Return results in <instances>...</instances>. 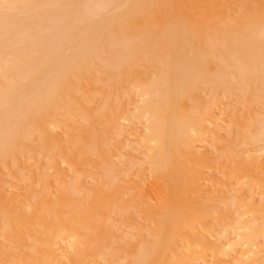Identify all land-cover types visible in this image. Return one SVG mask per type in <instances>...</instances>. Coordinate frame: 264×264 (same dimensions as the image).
<instances>
[{"label":"bare ground","instance_id":"bare-ground-1","mask_svg":"<svg viewBox=\"0 0 264 264\" xmlns=\"http://www.w3.org/2000/svg\"><path fill=\"white\" fill-rule=\"evenodd\" d=\"M91 1L93 0H0V58L3 59L2 62L0 61V264H108V262H112V259L110 260L109 258L108 261V258L106 259L108 253H106L104 254V258L107 261H105L102 255L103 252L108 251L110 254L114 251L116 254L113 253L112 255H117L120 258L124 256L125 251H127L126 253L128 255L132 254L131 257L137 255L136 260L134 259L135 256L132 259V262L135 260V264H166L167 262V264H192L197 261L208 264L211 263L209 261V258L212 257L209 255L211 252L216 264H221L219 258L221 257L223 259V256H221L222 253H224L227 259L230 258L232 260L230 255L235 251L237 245L234 246L235 244L228 242V240L227 243L219 242L218 245H213L214 243L213 241L211 243V239L209 241V238L218 229L217 225L212 223L213 225L210 226L208 224L212 219V213H214L215 209L214 204L217 198L216 196H210L212 194H209V190L207 191V186L214 180L215 174L213 172L217 165L215 166V162L212 160L214 157L213 154L215 155L216 152L212 153V151L207 150L210 148L204 147L209 138L212 139L211 141H213L215 146L223 141L221 139L226 133L223 130L226 129L225 127L232 113L230 112L231 110H227L226 106H229L228 102L227 105L225 104L226 106L223 103L222 106V104L212 102V100L211 103H207L208 100L206 101L203 98L205 92H202L201 86L203 84H206V86L224 85L228 90L227 94H231L232 100L229 103L233 104L232 101L235 100V104L238 105L237 110L234 108V117H231L233 123L229 122L228 124V127L231 124L229 127L231 130L234 125L235 127H239L240 130L242 128L245 130L248 115L252 119L254 118L250 121H255V115L252 116V113L256 111V105L259 106L258 109L262 107L264 110V107L260 106L261 104L259 105L264 98V74H261V85L257 90H247L244 92L240 89V92L236 88L239 85L241 86V84H250L253 75L256 76L258 74L260 76L259 74L261 72L264 73V10L262 12L260 11L261 8L264 9V1L165 0L168 2L171 1L167 5L164 0H135L134 7L138 9L139 6L141 8L143 7V10H146L149 16L160 9L164 13L163 15L166 16V13H169L172 9L171 7L174 8V12L170 11V13L174 14L171 22L169 24L167 22V25L163 24L164 26H161L157 30L154 28L153 30L155 31L152 33L145 29L150 33L148 35H143L141 32L144 31L141 29L142 25L139 26V22L144 19L145 15L141 20L136 19L137 13H141L142 10L141 12H135V14L133 12L134 8L133 11L132 8H129L133 13L130 14V11L127 9L129 14L123 13V16L121 13L122 10H119L121 20L118 21V7L117 10L114 8L117 14L111 17V21H113V17H116L114 19L116 22H109L111 25L105 24L107 29L104 25H100L102 31H100L101 27L98 26L99 28L96 30H90L92 32L84 33V30L87 29L86 27L83 32H80L77 27L79 22H82L83 19L89 16L91 17L93 14H102L103 11L105 12L106 7L109 9L113 7L114 3H117V0H99V3H91ZM118 1L122 2L121 0ZM109 2L113 5L108 4ZM127 2L126 4L131 6L134 1H129V4ZM137 2L139 3L137 4ZM126 4L124 3L122 5L123 7L119 6V9H124L127 6ZM164 4L167 6L171 4L172 6L167 7ZM161 5L167 7H164L166 13L163 11V7L161 8ZM252 6L260 9H254L256 12H252V9H250ZM128 7H125L124 11ZM158 7L159 9L156 10ZM168 8L171 9L169 10ZM233 9L236 10L235 15L239 14L237 12L238 10L242 11L240 12V14L242 13L241 18H237H240L243 24L246 21L244 23L242 17L244 19L247 18L248 20L245 19L247 20V26L243 24L240 27L235 26L236 24L237 26L240 25V21H237V19L236 22L238 23L235 22L237 15L234 16ZM228 10L232 12L230 13ZM160 11H157V13L159 12V16H163ZM156 14L152 15V17ZM76 15H80V18L76 17ZM147 16L146 18L149 17ZM167 16L162 18H167ZM196 17H202L200 20L203 18L206 20L199 21ZM150 18L147 20L150 25L153 24L152 22L157 21H153L154 18L149 20ZM162 18L160 17L159 21ZM181 18L188 20L185 27H182L184 22H182ZM195 18L198 21L195 22ZM209 19L211 22L208 21ZM166 20L168 19H164V21ZM100 22L102 24L103 21L100 20ZM105 22L108 23V21ZM121 22H123V25L127 23V26L125 25L126 27H123L120 24ZM233 22L236 24H233ZM228 23H231L230 25L233 24L234 27H230L227 30L225 26L224 28L226 30L223 32L222 26H228ZM217 25H221L222 28ZM138 26L141 31L138 30ZM81 27L83 28V26ZM103 27L105 28L104 32ZM216 28H220L223 35L221 32L218 34ZM88 30L86 31L88 32ZM107 30L109 33H107ZM209 30H212L210 31L212 33L215 31L213 36L210 34V37H215L211 38L212 41H208L210 38L207 40L204 38V35ZM105 33L110 34V38L108 35V37H105ZM38 34H42L44 40H38ZM63 34L67 35V43L62 45L60 42L59 45H56L59 42V36ZM219 37L222 38L219 39ZM190 38H194V45L197 44L195 46L198 47V43L203 45H201L202 47L199 46V51H197V47L191 46L193 39L190 41ZM191 51H197V53L194 52L195 57L192 56L195 59L193 60L191 58L194 62L191 59L192 62H189V57L192 55L190 54ZM68 52H70L68 56L71 58L69 59L67 56L68 61H66L62 58H65ZM212 58L213 61L218 62L217 70L214 68L216 64L213 66L210 63ZM64 60L65 62H63ZM156 61L159 64L161 62L160 67L156 64ZM155 64L157 65L156 67L154 66ZM151 67H158L159 72L153 68L155 72L153 73ZM147 68H150L152 72L149 69L147 70ZM56 70L58 71L57 75L51 79L49 77L45 79L47 73L55 72ZM60 70L61 72H59ZM115 71H118V77L123 82L127 80L126 78H131L129 82L128 80L125 81V84L122 82V84L126 85V90L129 91L128 95L134 93L135 90H140L138 91L141 94H139L140 99L143 98V101H139L143 104L141 103L142 105L135 106L136 108L134 109H137V112L139 110V113L135 117L137 119H143L141 121H144L145 124V128L142 129L144 134L141 132L142 130H139V134H143L140 136L142 137L140 141H143V144H141L147 148L146 150L148 152L146 151V154L148 153V155L145 160L140 161L141 169L139 174L131 176L137 179L132 182V191L136 193L132 200V203L135 204L133 208L136 209L133 215V221H138L137 217L139 216L147 226L150 224L149 226L152 227L151 229L149 227V232L146 229L150 233L153 241H151L152 239L148 241L147 238L148 236L150 237L148 233L144 235L145 237L142 236V239L140 238L141 240L138 239L140 241H135L134 237H129L128 232H126L127 235L121 236V233L117 232L118 229L116 226L110 223L109 219L106 220V217L110 215L109 206L116 203L123 196V188L118 183L119 180L112 176H103L100 172L103 167L101 165L102 161H98L96 158L99 155V160H104L108 155L105 146L106 148L108 145L110 146L111 141L112 144H116L122 136L120 127L113 129L106 128L109 125L108 120L111 121V118H114H110V115H106V111H103L110 106L108 104L109 101L107 103L108 105L98 102L102 100L99 98V92H102L100 89L105 87L101 86V83L103 84L106 80H109L110 83L113 80L111 75ZM147 71L153 74L147 76L145 74ZM99 74H103L104 78L107 79H103V77L102 79H97L96 76L98 77ZM108 77L111 79H108ZM106 83L107 81L104 84L106 85ZM127 86L131 88L129 89ZM97 93H99L97 97L99 98L97 99L98 101L94 97L98 95ZM223 93L225 94V92ZM224 94L220 96L223 100L225 98ZM122 95L124 96V91ZM82 97H85V99ZM104 98L106 99V97ZM211 99L214 98L212 97ZM194 100L201 106H199L200 108L198 107L199 110L197 108H193L196 111L192 109V106H198L197 104L192 105L195 103L193 102ZM105 101L107 102V100ZM139 102L138 105L140 104ZM96 103L98 106L95 105ZM101 104L104 105L105 108L102 106L104 109L101 108ZM217 105L219 110L220 106L223 107L220 113L216 111ZM76 106L79 108H76ZM98 108L102 109H100L101 114L98 113V110H94ZM77 109L81 114L77 112ZM102 111L104 112L103 114H106L101 118H104L105 122L108 123L104 127H101L103 126L101 123L104 120H101L99 117L102 115ZM93 112L94 114L100 115L98 117L95 115L94 117ZM88 113H90L89 118L94 117L95 119L97 117L100 119V121L97 118L95 119L97 123L93 120L96 128L91 125L93 122L92 119V122L90 124L88 123L90 121L86 118L89 115ZM113 115L115 118L117 117L115 114ZM68 117L73 118V120L78 117L79 120L77 118L74 120L75 124L77 120L84 122V125L82 124L83 126L87 123L86 126H90V133L92 134V129L95 128L94 130H98V127L100 130L102 128L103 131H106L107 135L111 132L112 134L110 135H113L112 137L116 139L108 140L104 136H100L104 132L101 133L99 130L97 131L99 132L97 134L99 137L97 136L94 143H90L89 141L94 139L92 134L87 133L90 139L92 137L91 140L87 138V135L80 133L82 136L78 137L74 134L81 131L83 133V129L88 132L89 128L88 130H86L87 128L82 129L80 126L82 122L80 124L78 122L79 125L76 124L75 127L79 126L81 129L72 128L71 131L70 128L74 124L71 127L69 126L70 128L68 127V125L73 123L69 122ZM80 117L83 119L81 120ZM106 117H108L107 120ZM116 119H119V117ZM249 119L251 118L249 117ZM97 120L100 124L98 126ZM67 121L68 124H66ZM64 126L71 131V134L67 132L68 130L66 131L64 129ZM60 129L64 130L62 131ZM34 134L40 135V137L39 135H35V138H38V141L41 140L39 141V145L41 146L36 142ZM71 135L76 137L75 139L74 137L72 138L74 141L71 139ZM132 135L134 134L132 133ZM64 136H67V138L71 136V141H69L70 139L66 140V137L65 140L71 143L73 142L72 145L74 147L76 146V151H74L75 149L72 145L74 150H71L72 148L70 146V151H67L68 149L65 148L64 143L68 147L67 144L69 142H65ZM228 136H230L229 133ZM81 137H83V140L85 138L86 141L84 140L83 142ZM77 138L81 139L83 143H79L80 140ZM101 138L105 141L108 140V143L101 141ZM29 141L34 142L35 145ZM85 142L88 143V147L84 144ZM95 143L98 144L95 145ZM101 143H103L104 147ZM99 144L105 150L101 148V154L97 150L100 147L98 146ZM77 146L81 148H79V151ZM95 146L98 147L95 148ZM83 147H86V150ZM203 147L207 149L202 150L201 148ZM28 149L33 153L36 150L38 151V149L43 150L42 152H45V155H39L42 154L40 150L39 153L37 151L35 153L39 155V158L44 156L47 162L51 161V165L47 163L50 166L48 172L53 169V173L56 174V178L55 176L54 178L49 176L46 179L47 185L44 188L45 191L39 197H36L32 193L33 190L28 188L26 186L27 183H25V179H27L24 178L27 176L25 175V171H29V175L31 172V174L35 175L36 169L33 166L37 165H34L32 161L30 162L32 158L27 157L28 153L25 154ZM95 151H97V155ZM67 152H72V155L71 153L67 154ZM208 152H211L212 157H210L212 159L209 157ZM91 153L92 156H90ZM57 155L61 156L58 157ZM25 156L30 160L27 158L25 160ZM49 156L52 159L50 161L48 160ZM88 156L95 157L94 167L89 165L92 162L91 159L94 158H90L88 161ZM56 157L62 158L58 160ZM82 157L89 164L85 160L84 162ZM258 157L253 156L249 158L248 167L251 170H262L263 166ZM55 159L60 161V163L69 164V169L76 171L75 177L83 172H86L83 175L87 174L88 171L90 175L92 173L91 166L97 173L93 171L95 174L90 175V177L84 175L86 178L84 180L82 179V182L79 179L82 175L77 176V181L79 179L81 183H79L81 185L79 188L75 186L60 190L63 183L57 180L58 176H63L65 167L63 168L64 165L62 166L58 161L55 163ZM140 159L142 160L143 158ZM16 161H21V164L23 163L27 167L26 169L22 165L21 168L23 169L24 167L25 169V171H22L24 173L21 170H14L15 166L18 169L20 168L19 165V167L17 166L20 162ZM97 162H100L98 163L99 165ZM88 165L89 170L86 171ZM85 166L86 168H84ZM83 168L85 171H82ZM225 169L224 176H231L230 173V175L226 174L228 170ZM4 171L12 173L11 176L15 181L9 176L10 173L6 174L7 172H5L14 184L17 183L16 185L12 184L11 187L13 185L14 187H18V181L21 183L23 181V186L25 187L22 186L23 190H21L20 183L21 188L19 187V192L17 191L20 193L19 195H13L15 193L10 194V189L7 186L11 184V181L6 185L7 183L5 182L9 178L7 179L6 175H4ZM38 171L37 173L39 174L40 172ZM215 171L217 172V170ZM45 172L41 173L43 174ZM37 173L35 178L40 176H37ZM144 174L146 177L143 176ZM22 176L24 177L22 178ZM62 178L65 181L66 178ZM82 178L84 177L82 176ZM88 178L90 179L88 180ZM146 178H150L153 181L148 182V180H145ZM95 181L100 182L99 185H93L91 183ZM55 192L56 194L53 196ZM82 194L87 196L82 197ZM246 196L248 198V195ZM154 198L157 204L153 205ZM153 199L154 201L151 202ZM115 212L118 211L115 210ZM248 219L246 221H249ZM253 221L250 220L247 222L244 227L242 226L243 228L241 226L240 228L237 227L240 230L243 229V232L248 230L247 233L244 232L246 233L245 237L243 236L245 243L242 246L249 245V249L239 257H233L234 264H249V261H251L249 257L254 253L253 251H256L257 245L259 247L262 246L259 244L262 243L260 242L261 240L258 241L261 230L255 228V221ZM243 222H240V224H243ZM240 224L236 223V225ZM232 227L236 226L233 225ZM144 238L147 239V242H145L146 240ZM143 240L144 242L141 243ZM113 243L114 245H111ZM134 246L136 248L137 246H144L143 252L140 251V253L138 252V254L133 255L135 251L141 250L135 249ZM120 249L124 253L118 256L117 251H121ZM127 254L125 255L126 257L128 256ZM166 256H169L170 259L168 260L169 257ZM217 256H219L218 259ZM123 258L118 259L125 263V258L124 260ZM118 264L122 263L119 262Z\"/></svg>","mask_w":264,"mask_h":264},{"label":"rangeland","instance_id":"rangeland-1","mask_svg":"<svg viewBox=\"0 0 264 264\" xmlns=\"http://www.w3.org/2000/svg\"><path fill=\"white\" fill-rule=\"evenodd\" d=\"M90 1V0H89ZM114 1H116V0H114ZM122 2H120V1H118L117 0V3H114V2H112V3H114V5L116 6H114L113 4V7H111L112 5L110 4V2L108 3V4H110L111 6V8H107L106 7V9H108V10H106L105 9V12L103 11H101L102 12V14L100 13V14H93V15H95V16H89L88 18H86V19H83V21L82 22H79L78 23V25H77V27H78V29H79V31L81 32H83V30L85 29V27L87 28V29H85L84 31V33H89V32H92V31H94V30H96L97 28H99L98 26H102V25H104V27L106 28L107 26L106 25H108V24H110L111 25V23H109V22H116V20H114V19H116V17L114 18L113 17V21H111V17H112V15L114 16L115 14H117V20L118 21H120L121 19H120V17L119 16H121V14H120V12H119V10H122L121 11V13H122V16L124 15L123 13H125V14H127L128 13V10L130 11L129 13L130 14H132L133 12L135 13V12H137V11H140L141 12V10H142V12L141 13H137V16H136V19L137 20H141V19H143L142 17L144 16V19L143 20H141L139 23V26H141L142 28V30H144V31H146V30H149L150 31V33H152L153 31H155V30H153L154 28H156V30L158 29V28H160L161 26H164L163 24H165V25H167V22H168V24H169V22H171V20L174 18V14L173 13H170V11L172 12L173 10H174V8L173 7H171V8H168L169 10V13H166V10L164 9V7L165 6H167L168 5V3H171V1L170 2H168V1H165V3H167V5H161V8L163 7V11L166 13V16H167V14H168V16H167V18H162V17H166L165 15H163L164 13H162L160 10H157V9H159V7L158 8H156V10L157 11H160L161 13H162V15L163 16H159V12L157 13V11L155 12V13H152L151 14V16H149L148 15V13L146 12V10H143L144 8L142 7H140L139 6V9L137 8V7H134L135 5V0H132V1H134L133 3H132V5L131 6H133V7H131V6H129V5H127L126 4V2H127V0H126V2H125V0H121ZM124 1V2H123ZM129 1L131 2V0H128V4H129ZM264 1V0H263ZM96 2H100L99 0H93V1H91V3H96ZM124 3L127 5V6H125V7H128V8H126V10L124 11V9H125V7H124V9L122 8H120L119 9V6L120 7H123L122 5H124ZM139 2H137V4H138ZM163 3V2H162ZM131 4V3H130ZM171 4H169V6H170ZM109 6V5H108ZM137 6V5H136ZM169 6H167V7H169ZM172 6V5H171ZM117 7H118V12L117 11H114V8L117 10ZM167 7H165V8H167ZM132 8V11H133V8H134V11L133 12H131V10L130 9ZM136 8V9H135ZM264 8V7H263ZM128 9V10H127ZM235 9V8H234ZM233 9V10H234ZM250 9H252V12L253 11H255V10H259L257 7H255V6H252ZM255 9V10H254ZM264 9H260V11L262 12ZM127 11V12H126ZM229 11V10H228ZM236 10H234L233 11V13H234V16H236L235 15V12ZM260 11H257V12H260ZM117 12V13H116ZM174 12V11H173ZM230 13L232 12V11H229ZM228 12V13H229ZM239 14L236 16V19H235V17H234V19H235V22H236V20L238 19L237 17H240V16H242V13L240 14V12H242V11H240V10H238L237 11ZM250 12H251V10H250ZM256 12V11H255ZM254 12V13H255ZM128 13V14H129ZM146 13H147V15L149 16V17H151L149 20H152L153 18V21L154 20H157V21H154V22H152L153 24H151V25H155L154 27L153 26H151L150 24H149V22L147 21L148 20V16L146 15ZM157 13V14H156ZM105 14H106V17H105ZM136 14V13H135ZM154 14H156V15H158V16H153L152 17V15H154ZM98 15V16H97ZM102 15H104V16H102ZM161 15V14H160ZM171 15V16H170ZM141 16V18H139ZM146 16L148 17V18H146ZM243 16L245 17V15H244V13H243ZM76 17H78V18H80V15H76ZM103 17V19H101ZM105 17V18H104ZM156 17V18H155ZM159 17V19H157ZM160 17L162 18L161 19V21H159L160 20ZM169 17V18H168ZM173 17V18H172ZM119 18V19H118ZM172 18V19H171ZM197 19H199V21H201V20H206V19H201L200 20V18H202V17H196ZM195 18V22L196 21H198L197 19ZM241 18V17H240ZM239 18V19H240ZM105 19H107V20H105ZM164 19H168V20H166V21H164ZM237 20V21H240L239 23H240V25H238L237 26V24L236 23H238V22H236V23H234L233 22V24H236L235 26L236 27H240V26H242L241 24H243V22L241 23V19L240 20ZM244 18L242 17V21H244V23H245V21H246V23H247V18H245V19H247V20H243ZM100 20H102L103 22H102V24H101V22H100ZM170 20V21H169ZM181 20H182V22H184L183 23V26L182 27H185L186 25H187V23H188V20H186V18H181ZM105 21H108V23L107 22H105ZM209 22H211V20L209 19L208 20ZM214 21V20H213ZM233 21V20H232ZM84 22V23H83ZM99 22H100V24H99ZM105 22V23H104ZM142 22V23H141ZM155 22H158V23H155ZM165 22V23H164ZM82 23V24H81ZM104 23V24H103ZM123 22H121L120 24H122ZM151 23V22H150ZM155 23V24H154ZM215 23V22H214ZM246 23L245 24H243V25H246ZM106 24V25H105ZM229 25L227 26V25H223L222 27H221V25H217L218 27L220 26V28H222V30H223V32H224V30H226L224 27L226 26L227 27V30L228 29H230V27H234V25L232 26V25H230L231 23H228ZM119 25V24H118ZM117 25V27H119ZM126 26H127V23L125 24ZM125 25H123L122 24V26L123 27H126ZM152 27H150V26ZM159 25V26H158ZM81 26H83V28L81 27ZM100 26V27H101ZM138 26V30H140V27ZM149 26V27H148ZM157 26V27H156ZM247 26V25H246ZM103 27V32L105 31V28ZM143 27H144V29H143ZM109 28V27H108ZM120 28V27H119ZM148 28V29H147ZM149 28H151V29H149ZM220 28H216V29H214V30H216V31H218L217 33L219 34V32H221L220 31ZM81 29V30H80ZM89 29V30H88ZM93 29V30H92ZM107 29V28H106ZM146 29V30H145ZM219 29V30H218ZM86 30H88V32L86 31ZM90 30H92V31H90ZM121 30V29H120ZM100 31H102V27H101V30ZM108 31V30H107ZM106 31V32H107ZM111 31V30H110ZM141 31V30H140ZM144 31H141L142 33H143V35L144 34H146V35H148V31H146V33H144ZM207 31V30H206ZM210 31H212V30H209V32H207V33H209L208 35H207V33L204 35V38L207 40V39H209L208 41H212V39L211 38H215V37H212L213 36V33H215V31H213V33L212 32H210ZM107 33H109V31L107 32ZM149 33V34H150ZM217 33H216V35H217ZM210 34L212 35L211 37H210ZM221 34H222V32H221ZM234 34H236V33H234ZM109 36V38H110V34H106L105 33V37H108ZM215 34H214V36H216ZM223 35V34H222ZM221 35V36H222ZM237 35V34H236ZM235 35V36H236ZM218 37V36H217ZM216 37V38H217ZM224 37V36H223ZM40 38H43V39H40ZM195 38V37H194ZM194 38H190V41L193 39V43H191V46H195V45H197V44H195L194 45ZM220 38H222V37H219V39ZM218 39V38H217ZM38 40H40V41H42V40H44V37H43V35L42 34H38ZM64 40V41H63ZM66 41H68L67 40V35L66 34H63V35H61V36H59V42L58 43H56V45H59V43L61 42L62 43V45H65L67 42ZM196 41V40H195ZM196 43V42H195ZM198 43V42H197ZM209 43V42H208ZM202 44L201 43H198V47L197 46H195V48L196 49H198V48H200V47H202L201 46ZM200 46V47H199ZM205 46V45H204ZM206 46H208V45H206ZM193 49H194V47H193ZM200 49H198L197 51H199ZM197 51H194L195 53H197ZM212 51L213 52H215V50H213L212 49ZM211 51V52H212ZM193 51H191V53L190 54H192V55H190L191 57H189V62H192L195 58H193L192 56H194V52L192 53ZM68 55H70V52H68V53H66V56H65V58L63 57L62 59H65L66 61H68L67 60V56ZM189 56V55H188ZM69 57V56H68ZM195 57V56H194ZM71 57H69V59H70ZM188 58V57H187ZM186 58V59H187ZM193 60H192V59ZM1 59V58H0ZM192 61H191V60ZM2 60L3 59H1L0 61L2 62ZM65 60L63 61V62H65ZM188 60V59H187ZM214 60H215V58H214ZM70 61V60H69ZM0 62V63H1ZM158 61H156V64H158V66L160 67V65H161V62H160V64L159 63H157ZM189 62H188V64H189ZM194 62V61H193ZM155 63V62H154ZM153 63V64H154ZM211 64H213V66H215L214 64H216V66L214 67L215 68V70H217L218 69V67H217V61H213V58H212V60H211V62H210ZM154 65L155 67L157 66V65ZM192 64V63H191ZM190 64V65H191ZM189 65V66H190ZM153 66V65H152ZM149 67H150V65H149ZM155 67H153L154 68V70H156L157 68H155ZM153 68L151 67V69H152V71H153ZM149 69V71H151V69L150 68H147V70ZM158 70V69H157ZM156 70V71H157ZM151 71V72H152ZM59 72H61V70L59 71ZM157 72H159V70L157 71ZM51 73H53V74H51ZM51 73H47L46 75H45V79L46 78H52V77H54L55 75H57L58 74V71L56 70L55 72H51ZM118 71L116 72H113V75H111L112 77V81H110V83H109V80H106L107 81V83H108V85H107V83H106V85L103 83H101V86H105V87H102V89H100L102 92H99L100 93V96H99V93H97L98 95L97 96H94V97H96L95 98V100H97V99H99L100 98V100L102 99V100H104L103 102H101V101H98V102H100V103H102V104H107L108 103V101H109V105L110 106H108V108H105L104 107V105H102L101 104V108H102V106L105 108V110H103V111H106V115H110V118L111 117H114L115 118V116L113 115V114H115L117 117H119V119H112L111 118V121H109L108 120V122H109V125L108 126H106V128L108 127V128H116V127H120V129L122 130V136L119 138V140L117 141V143L115 144V143H113L112 144V141L110 142L111 143V145L109 146L108 144H106V145H108L107 146V148H106V146H105V150L107 149V153H108V155H107V157L104 159V160H99L100 159V157H99V155L98 156H96V158L98 159V161H102V163H101V165L103 166L102 167V171H100L101 172V174L103 175V176H105V175H107V176H112V177H115L116 179H118L119 181H118V183L122 186V188H123V196H122V198L120 199V200H118L116 203H114V204H111L110 206H109V208H110V215H109V217H106V220H108L109 219V221H110V223H112L113 225H115L116 226V228L118 229L117 230V232H119V233H121V236H125V234L127 235V233L126 232H128V235H129V237L131 236V237H134L135 238V241L137 240V241H140L142 238V236H144L145 234H147L148 232H149V230L151 229V227L152 226H147V224L144 222V221H142L140 218H139V216L137 217L138 219V221H133V215H134V213L136 212V209L135 208H133L134 206H135V204L134 203H132L133 201V199H134V196H135V191H132V189H133V185H132V182H134V181H136L137 179L134 177H131V176H133L134 174H139V171H140V169H141V167H140V165H141V163H140V161H143V160H145V158H146V156L148 155V153L146 154V147H145V145H142L143 144V141H140V139L142 140V137H140L141 135H143L144 134V131L142 130V129H144L145 128V124H144V121H141V120H143V119H137L135 116H137V113H139V110H138V112H137V109L135 110L134 108H136L137 106H140V105H142L139 101H143L142 99L143 98H141L140 99V96H139V94H140V92H138V91H140V90H135V91H137V92H135L134 91V93H131L130 95H128L129 94V91L128 90H126V85H124L125 84V81H127L128 80V82H129V80L131 79V78H126L127 80H125L124 82L123 81H121L122 79H119V77H118ZM153 73H155L154 71H153ZM152 73V74H153ZM101 74V73H100ZM99 74V76L97 77L96 76V78L97 79H102V77H103V79H107V78H104V76H103V74L102 75H100ZM143 74H144V72H143ZM147 76L148 75H152L150 72L148 73V71H147V73H145ZM144 74V75H145ZM264 74L263 72H261L259 75L260 76H258V74H256V76L255 75H253V79H252V81H251V83L250 84H248V85H246V84H241V86L239 85V87H236V88H238V90L240 91V89L242 90V91H244V92H246L247 90H249V91H253V90H257V88H259V86L261 85V78H262V75ZM48 75V76H47ZM50 75V76H49ZM52 75V76H51ZM120 76V75H119ZM258 76V77H257ZM129 77V76H128ZM255 77V78H254ZM257 77V78H256ZM110 77H108V79H109ZM110 78V79H111ZM121 78V77H120ZM151 78V77H150ZM256 81V82H255ZM258 81V82H257ZM122 82L124 83V84H122ZM127 82V83H128ZM255 82V83H254ZM113 83V84H112ZM117 83V84H116ZM253 83V84H252ZM121 84V85H120ZM113 85H115V86H113ZM118 85V86H117ZM252 85V86H251ZM100 86V85H99ZM107 86H109V87H107ZM122 86V87H121ZM128 86H130V84H128ZM127 86V87H128ZM255 86V87H254ZM112 87H114V88H112ZM120 87V88H119ZM217 87V88H216ZM222 87V88H221ZM223 87H224V85H222V86H217V85H207L206 86V84L204 85H202L201 86V89L203 90L202 92H205L204 94H205V96L203 97V98H205V100L207 101L208 100V102L207 103H211V100H212V102L214 101V102H217V104H224V106H226L227 105V102H228V105L229 106H226L227 107V110L228 111H230L231 113H229V114H231L232 116L231 117H234V111H235V109L237 110V107H238V105L237 104H235V100L234 101H232V103L233 104H230L231 103V100H232V96H230L229 94H227V89L224 87V89H223ZM252 87V88H251ZM101 88V87H100ZM103 88H104V90H103ZM124 88H125V90H124ZM129 89L131 88V87H128ZM220 88V89H219ZM122 89V90H121ZM208 89V90H207ZM107 92H106V91ZM122 92H121V91ZM225 92V94L222 92ZM123 91H124V96L122 95L123 94ZM131 91V90H130ZM236 91V90H235ZM104 92V93H103ZM218 92H220L219 93V96H218ZM241 92V91H240ZM102 93V94H101ZM142 93V92H141ZM235 93V92H234ZM237 93V92H236ZM248 93V92H247ZM257 93V92H256ZM104 94H106V95H104ZM108 94V95H107ZM222 94H224V96H225V98H224V100L220 97ZM141 95V94H140ZM216 95V96H215ZM81 96V95H80ZM99 96V98H97ZM103 96V97H102ZM224 96H222V97H224ZM104 97H106V99L104 98ZM214 98V99H211V98ZM217 97V98H216ZM228 97V98H227ZM256 97V96H255ZM83 98V97H82ZM110 98V99H109ZM219 98H221V99H219ZM252 98H253V96H252ZM83 99H85V97L83 98ZM140 99V100H139ZM229 99H230V101H229ZM255 99H257V98H255ZM105 100H107V102L105 101ZM221 100V101H220ZM224 102H226V103H224ZM97 101H95V102H97ZM189 101V100H188ZM190 101H192V100H190ZM261 101V100H260ZM259 101V102H260ZM264 98L262 99V101H261V103H259V105L260 106H263L264 107V105H262V104H264ZM94 102V103H95ZM97 102V103H98ZM106 102V103H105ZM138 102L140 103L139 105H138ZM193 102H195V103H193ZM193 102H191V103H193L192 105H194V104H197L198 102L197 101H193ZM230 102V103H229ZM94 103H93V105H94ZM95 104V105H97L98 106V104ZM107 104V105H108ZM188 104H190V103H188ZM223 104H222V106H223ZM226 104V105H225ZM198 106H196V105H194V106H192V109L194 108V109H196L197 108V110H199L198 109V107L200 106L199 104H197ZM232 105V106H231ZM136 106V107H135ZM189 106H191V105H189ZM222 106H220V110H219V108H218V105H217V107H216V111L218 112V113H220L222 110H221V108H223ZM235 106V107H234ZM201 107V106H200ZM199 107V108H200ZM257 107V108H256ZM256 107H255V112H253L251 115L252 116H254L256 119H255V121H250V120H253L252 119V117L251 116H249L251 119H249L248 120V116H247V123H245L246 124V129L245 130H243V128H242V130H240L239 129V127H235V125L233 126V124H232V126H233V128H232V130H231V128H229L230 127V125H229V127H228V124H229V122H231V123H233V121L231 120V117H229V119L230 120H228V124L226 125V129L225 130H223L224 132H226L225 133V135H224V137H222V139L221 140H223L222 142H220V143H218L216 146H215V144L213 143V141H211L212 139L211 138H209L208 139V141L205 143V145H204V147H208V148H210V149H207V148H201L202 150L204 149H207V150H210V151H212V153H215V155L213 154V156L215 157H213V159L211 158L212 157V154H210L211 152H208V155H209V157L212 159V160H214V162H215V170H217V172L214 170V174H215V177H214V180H213V182H211L208 186H207V191L209 190V192H207V193H209V194H212V195H210V196H213V197H215L216 196V203L214 204V213H212V219L209 221L210 223H208V224H210V226H212L213 224H215V225H217L218 226V229H216L215 230V234L213 235V236H211V238H209V241H210V239H211V243H212V241H213V245H218V243L220 242V243H223V242H225V243H227V240H228V242H230V243H233V244H235L234 246H236V249H235V251L230 255V257L232 258V260L229 258V259H227L226 258V256H224V253H222V255L221 254H219V255H221V256H223L222 258L223 259H221V257L219 258V256H217V259L219 258L220 259V261H221V264H234L233 263V257H239L241 254H243V253H245L249 248H248V246L249 245H247V246H245V247H243L242 245H244V243H245V234L248 232V230H246V231H244V232H246V233H244L242 230V228L244 227V225L247 223V222H249L250 220H254L255 221V228H257V229H259V230H261V232H260V236H259V240L258 241H260V242H262V243H259L258 241V243L260 244V245H262L261 247H259V245H257V249H256V251H253L254 253V255L252 254L249 258L251 259V261H249V264H264V110H263V108L262 107H260L259 109H258V105H256ZM76 108H79L78 106H76ZM76 108H74V109H76ZM96 108V107H95ZM101 108H98V109H94L95 111H97L98 110V113H100L101 114V111H100V109ZM104 108H102V109H104ZM189 108H191V107H189ZM235 108V109H234ZM101 109V110H102ZM191 109V110H192ZM193 109V110H194ZM78 110V109H77ZM107 110H108V112H107ZM258 110V111H257ZM94 111V112H95ZM102 111V115L101 116H99V115H97V114H94V112H93V115H94V117H95V115H97V117L99 116L100 117V119L101 120H104V118L102 119L101 117L102 116H105V114H103L104 112ZM194 111H196V110H194ZM227 111V112H228ZM78 113H80V111L78 110L77 111ZM112 114V116H111V114ZM255 113V114H254ZM257 113V114H256ZM81 114V113H80ZM80 114H78V115H80ZM89 114V115H88ZM87 115H88V117H86L87 119H89L90 121H88V123L90 124L93 120L95 121V123H97L96 122V118L94 119V117H90L89 118V116H90V113H88ZM93 115H91V116H93ZM134 115V116H133ZM81 116V115H80ZM82 117V116H81ZM81 117H80V119H81ZM109 117V116H108ZM108 117H106V120H107V118ZM71 118V117H70ZM69 117H68V119L70 120H68L70 123L71 122H73V123H69L70 125H68V127L70 126H72V124H74L73 125V127H69L70 129H71V131H72V128H78V129H81L79 126H76L75 127V125L77 124V125H79L80 124V122H82V121H78L79 119H78V117H76L78 120L76 121L77 123L75 124V122H74V120H76V118L73 120V118H71L72 119V121H71V119H70ZM86 118H84V119H86ZM109 118V119H110ZM83 119V118H82ZM81 119V120H82ZM86 119V120H87ZM91 119H92V121H91ZM99 121H100V119L99 118H97ZM137 119V120H136ZM85 120V121H86ZM97 120V121H98ZM68 121H67V123L66 124H68ZM94 121L92 122V124L91 125H93L95 128H96V126H95V124H94ZM99 121H98V124H97V126L98 125H100L99 124ZM78 122H79V124H78ZM251 122V123H250ZM86 123V122H85ZM101 123V122H100ZM144 125H143V124ZM84 125V122H82L81 123V127H82V129L83 128H87L86 130H88V128L90 127H88V126H86L87 125V123L85 124V126H83ZM88 124V125H89ZM103 126H101V127H104V125L105 124H108V123H106L105 122V120L104 121H102V123H101ZM119 124V125H118ZM111 125V126H110ZM247 125H249V126H247ZM254 126V128H253V126ZM113 126V127H112ZM65 128L64 129H66V126H64ZM92 127V126H91ZM122 127V128H121ZM248 127V128H247ZM95 128H93L92 129V131L91 132H93V134L92 133H90V129L91 128H89V130H88V132L87 131H85L84 129H83V133H82V131L81 132H79V133H74L76 136H82V135H87V133H90V134H92L93 135V137H94V139H92V137H91V139H92V141H89L90 143H94V140L97 138V136L99 137V135H97L99 132H97V131H99L100 130V128H98L97 127V129L98 130H94ZM235 128V129H234ZM64 129H60V130H64ZM105 129V128H104ZM119 129V128H118ZM254 129V130H253ZM59 130V129H58ZM57 130V131H58ZM68 129H66V131H67ZM137 130V131H136ZM139 130H142L141 132H143V134H139L140 133V131ZM228 130V131H227ZM231 130V131H230ZM247 130V131H246ZM70 130H68L67 132L69 133V134H71V131L69 132ZM73 131L75 132V130L73 129ZM107 131H108V129H107ZM109 131H110V129H109ZM237 131H239V133H237ZM253 131V132H252ZM66 132V133H67ZM76 132H78V130H76ZM86 134H85V133ZM96 132V133H95ZM100 132L102 133V132H104V134L102 135V134H100V136H104L106 139H108V140H112V139H114L112 136L113 135H110V134H112L111 132H110V134H108L107 135V133H106V131H103V129L101 128V130H100ZM245 132V133H244ZM67 133V134H68ZM80 133L82 134V135H80ZM109 133V132H108ZM123 133H125V134H123ZM132 133L134 134V135H132ZM228 133H229V135L230 136H228ZM231 133V134H230ZM63 134V133H62ZM67 134H65V135H67ZM73 134V133H72ZM73 134V135H74ZM78 134V135H77ZM95 134V135H94ZM138 134V135H137ZM224 134V133H223ZM247 134V135H246ZM35 135H39V134H34V138L36 137ZM73 135H71V136H69V138H67V136H64V140H65V137H66V140H68V139H70V137H71V139L74 137V139L76 138L75 136H73ZM91 135V136H92ZM106 135V136H105ZM110 135V136H109ZM88 137L87 138H89V135H87ZM227 136V137H226ZM235 136V137H234ZM241 136V137H240ZM39 137H40V135H39ZM133 139H132V138ZM226 137V138H225ZM245 137V138H244ZM83 137H81V139H82ZM232 138V139H231ZM247 138V139H246ZM36 139V138H35ZM40 139V138H39ZM71 139L69 140V141H71ZM78 140H80L79 141V143L81 142V143H83L84 142V140L86 141V139L84 138V140L82 139V141H81V139H79V138H77ZM90 138H89V140H91ZM102 139V138H101ZM116 139V138H115ZM231 139V140H230ZM29 140V139H28ZM65 140V142L67 143V142H69V141H66ZM73 140V139H72ZM77 140V141H78ZM108 140L107 141H105V140H101V141H104L105 143H108ZM230 140V141H229ZM34 141V140H33ZM39 141H41V140H39ZM39 141H38V138L36 139V142H38V145H39ZM74 141V140H73ZM256 141V142H255ZM29 142H31V141H29ZM35 142V143H36ZM76 142V141H75ZM74 142V143H75ZM88 142V141H87ZM88 142V143H89ZM96 142V141H95ZM31 143H33L34 144V142H31ZM40 143H42V142H40ZM71 142H69L67 145H68V147L66 146V144L64 143V145H65V148L66 149H68L67 151L69 152L70 151V149L72 148V146L74 147V145H72V143L70 144ZM78 143V142H77ZM88 143H84V144H86V146H87V144ZM109 143V144H110ZM142 143V144H141ZM223 143V144H222ZM29 144V143H28ZM33 144H32V146H33ZM37 144V143H36ZM98 143H95V145H97ZM102 144V146L104 147V145H103V143H101ZM35 145V144H34ZM37 145V146H38ZM72 145V146H71ZM76 145V144H75ZM78 145V144H77ZM82 145V144H81ZM80 145V146H81ZM39 146H41V145H39ZM70 146H71V148H70ZM80 146L78 147L77 146V149H78V151L81 149L80 148ZM92 146V145H91ZM90 146V147H91ZM94 146V145H93ZM98 146H100V144L98 145ZM98 146H95V148H97ZM213 146V147H212ZM76 147V146H75ZM74 147V149L72 148L71 150H74V151H76V148ZM88 147V146H87ZM90 147H89V149H90ZM212 147V148H211ZM225 147H227V148H225ZM237 147V148H236ZM39 148H41V147H39ZM70 148V149H69ZM80 148V149H79ZM85 150H86V147H83ZM92 149H93V147H91ZM101 146L99 147V149L97 148V150L98 151H100L99 153L101 154L102 152H101ZM223 148V149H222ZM224 148H225V150H224ZM91 149V150H92ZM212 149V150H211ZM39 150L40 149H38V151H37V153H39ZM96 150V149H95ZM102 150H104V148H102ZM104 150V151H105ZM144 150H145V152H144ZM32 151H34V150H32ZM36 151H34V153L33 152H30V150L28 149L26 152H25V154H27V157L28 158H32L31 160L30 159H28L26 156H25V160H26V158L28 159V160H30V162L32 161L33 163H34V165L35 164H37V165H35V166H33V168H35L34 170H35V172L37 173V171L38 170H40V171H38V172H40L39 174L37 173V176L38 175H40V176H38V178H35V175H36V173H35V175H33V174H31L30 173V175H29V171H25V169H24V167H26L25 165H23V163L21 164V161H16V162H20V163H15V164H17V166L19 165L20 166V168L22 167V165L24 166L23 167V169L21 168H16V166H15V168H14V170L16 169V170H18V171H20L21 170V172L24 170L25 171V175H27L26 177H24V176H22V178L24 177V178H27V179H25L26 180V182L25 183H27V184H29V185H27L26 184V186H28V188H30L31 190H33L32 191V193L36 196V197H39V195H42V193L45 191V186L47 185L46 184V179L50 176L51 178H54V176H55V178H56V174L55 173H53L54 171H53V169H51L50 170V172H48V170H49V168H50V166L49 165H51L50 164V160H52L51 158H50V156H49V158H48V160L50 161V162H47V159H44V156H41L42 158H39V155H45L46 153L44 152H42L43 150H40V152L42 153V154H37L36 155ZM74 151H72L73 153H74ZM77 151V152H78ZM94 151V150H93ZM30 152V153H29ZM67 152V154H70L71 153V155H72V152H70V153H68ZM76 152V153H77ZM97 151H95V153H96ZM148 152V151H147ZM79 153V152H78ZM95 153L93 152V154L95 155ZM30 154V155H29ZM32 154V155H31ZM75 154V153H74ZM98 153H96V155H97ZM246 154V155H245ZM29 155V156H28ZM48 156V155H47ZM46 156V157H47ZM58 157L59 156H61V155H57ZM90 156H92V153H91V155ZM90 156H88L89 158L87 159L88 161L90 160V158H94V159H91L92 160V162L89 164L88 163V161L87 160H85V159H83L84 157H82V159H83V161L85 160L86 161V163L87 164H89V165H92L93 166V164H94V162L96 161L95 160V157L93 156V157H90ZM253 156H259L258 157V159L260 160V162H261V164H262V166H263V168H262V170H260V171H254L255 169H252L251 170V168H249L248 166H249V158H251V157H253ZM45 157V158H46ZM58 157H56V158H58ZM219 157H220V159H219ZM237 157V158H236ZM60 158H62V157H60ZM60 158H58V160L60 159ZM85 158H87V156H85ZM140 158H143L142 160L140 159ZM23 159V160H24ZM35 159H36V161H35ZM43 159V160H42ZM228 160V161H226V160ZM21 160H22V158H21ZM24 160V161H25ZM45 160V161H44ZM57 159H55V163H57V161H58ZM231 160V161H230ZM62 161V160H61ZM84 161V162H85ZM29 162V163H30ZM54 162V161H53ZM234 162V163H233ZM240 162V163H239ZM247 162V163H246ZM32 163V164H33ZM39 163V164H38ZM47 163H49V165H47ZM58 163H60V161H58ZM98 163H100V162H97V164ZM21 164V165H20ZM31 164V163H30ZM44 166H43V165ZM46 164V165H45ZM54 164V163H53ZM60 164H62V166H63V168L65 167V171H63L64 173H63V176H61V177H59L58 176V180L57 181H60V182H62L63 184H62V186H61V189L60 190H62V189H69V188H73V187H77V188H79V187H81V183L80 182H82L81 180L83 179H85L86 177H90V175L92 176V174L94 175L95 173H93V171L94 172H96L95 171V169L93 170L92 168L95 166H91L90 168H91V172L92 173H90V175L88 174L89 173V171H88V173L87 174H84L83 175V173H86V172H83V173H81L80 175H82L84 178H82V176L81 177H79L78 175V177H79V179H80V182H79V179H78V181H77V176L75 177V175H76V171L74 170H70L69 168H70V166H69V164H67V163H65V164H63L62 162L60 163ZM59 164V165H60ZM87 164H85V165H87ZM96 164V163H95ZM96 164V165H97ZM228 164V165H227ZM89 165L87 166V168L89 167ZM99 165V164H98ZM97 165V166H98ZM243 165V166H242ZM18 166V167H19ZM41 168H40V167ZM61 166V165H60ZM67 166H68V168H67ZM223 167V168H222ZM62 168V167H61ZM84 168H86V166L84 167ZM83 168V170L82 171H85V169ZM86 168V171L87 170H89V168L87 169ZM96 169H98L97 167H95ZM226 168V169H225ZM26 169H27V167H26ZM38 169V170H37ZM220 169V170H219ZM224 169L225 170H228V171H226V174L227 175H230L231 174V176H229V177H227L226 175L224 176ZM64 170V169H63ZM100 170V169H99ZM239 170V171H238ZM44 171H46L45 173H41V172H44ZM81 171V172H82ZM5 172H7L6 174H9L10 172H8V171H4V175H6L5 174ZM228 172V173H227ZM20 173V172H19ZM22 173H24V172H22ZM27 173V174H26ZM34 173V172H33ZM97 173V172H96ZM230 173V174H229ZM45 174V176H43ZM100 174V175H101ZM12 175V173H10V177H11V179H13V177L11 176ZM41 175H42V177H41ZM53 175V176H52ZM142 175V174H141ZM135 176V175H134ZM144 177H146L145 176V174L143 175ZM5 177V176H4ZM6 177H7V175H6ZM42 179H40V178ZM62 177H65L66 179H65V181H64V179L62 178ZM138 177H140V176H138ZM148 177V176H147ZM9 177H7V179H8ZM61 178V180H59ZM76 178V179H75ZM96 178H97V176H96ZM37 179V181L35 182V180ZM44 179V180H43ZM90 178H88V180H89ZM53 180H55V179H53ZM97 180H98V178H97ZM145 180H148V182H152L153 180H151L150 178L148 179V178H146ZM11 180H10V178H9V180H7L5 183H7L6 185H8L9 183L8 182H10ZM13 181H15V179H13ZM17 181V180H16ZM99 181V180H98ZM11 184H9L7 187L10 189L9 191L11 192L10 194H13V193H15V194H13V195H19L20 193H18L19 192V189L23 186V181H22V183L20 182V181H18V187L17 186H15L14 187V185H16V184H14L12 181L10 182ZM20 183H21V187H20ZM80 183V184H79ZM93 185H99V183L100 182H97V181H95V182H91ZM12 184H14L13 185V187H11L12 186ZM6 185L4 184V186L6 187ZM163 186V185H162ZM20 187V188H19ZM23 187H25V186H23ZM23 187H22V189L21 190H23ZM160 187H161V185H160ZM5 189H7V188H5ZM29 189V190H30ZM9 191H7L8 193H9ZM18 191V192H17ZM17 192V193H16ZM21 192V191H20ZM22 193H23V191H22ZM21 193V194H22ZM55 194H56V192L53 194V196H55ZM12 195V196H13ZM16 195V196H17ZM246 195H248V198H249V200H247L248 198H246L247 196ZM11 196V195H10ZM87 195H84V194H82V197H86ZM244 197H245V200H244ZM156 198V197H155ZM154 198V199H155ZM154 199L153 200H151V202H153L154 201ZM158 200V199H157ZM252 200V201H251ZM248 201V202H247ZM156 202V199H155V201L152 203L153 205L154 204H157V203H155ZM254 203V204H253ZM249 205V206H248ZM252 205H254V207H252ZM247 206V207H246ZM217 207V208H216ZM127 208H129V209H127ZM115 210H117L118 212H115ZM127 210H129V211H127ZM258 212H257V211ZM249 212H251V213H249ZM257 214H256V213ZM249 213V214H248ZM248 214V215H247ZM243 216V217H242ZM249 218V219H248ZM249 220V221H246V220ZM214 220V221H213ZM232 220V221H231ZM235 221V222H234ZM243 221H245V222H243ZM253 221V222H254ZM240 222H243V224H240ZM213 223V224H212ZM229 223V224H228ZM235 223V224H234ZM236 223H239L240 225H236ZM225 225H227V226H225ZM231 225V226H230ZM236 226V227H232V226ZM217 226H215V227H217ZM240 226L242 227L241 229L242 230H240V229H238V228H240ZM1 227V226H0ZM149 227H150V229H149ZM229 227V228H228ZM238 227V228H237ZM148 229V232H147V229ZM140 229H142L141 231H140ZM145 229V230H144ZM115 230V229H114ZM241 232H240V231ZM245 230V229H244ZM143 231V232H142ZM141 232V233H140ZM238 232V233H237ZM244 233V234H243ZM149 235H150V233H148ZM241 234V235H240ZM238 235H240V236H238ZM146 236H148V235H146ZM244 236V237H243ZM145 237V236H144ZM217 237V238H216ZM239 237V238H238ZM141 238V239H140ZM138 239H140V240H138ZM146 241L145 242H147V239H148V241L150 240V239H152V237H151V235H150V237L148 236V238L146 239V238H144ZM134 240V239H133ZM225 240V241H224ZM230 240V241H229ZM151 241H153V239L151 240ZM144 242V240L143 241H141V243H143ZM236 242V243H235ZM137 243V242H136ZM138 244H139V242H138ZM111 245H114V243L113 244H111ZM114 247V246H113ZM135 247V249H141V250H137V251H135L134 253H133V255L134 254H138V252L140 253V251H142L143 250V247L144 246H137V248H136V246H134ZM242 247V248H241ZM115 248V247H114ZM114 248H112V249H114ZM117 248V247H116ZM240 249V251H238L239 249ZM244 248V249H243ZM259 248V249H258ZM118 249V248H117ZM200 249V248H199ZM242 249H243V251H242ZM119 250V249H118ZM121 251H117L118 252V256L120 255H122V253H124L123 251H122V249H120ZM254 250V249H253ZM113 251V250H112ZM112 251H110V252H112ZM259 251V252H258ZM116 252V251H115ZM127 251H125V253H124V256L127 254L126 253ZM143 252V251H142ZM256 252V253H255ZM106 253H108L107 254V256H106V259L109 261V258H110V260L112 259V262L110 261V262H108V264H118L119 262L120 263H122V264H126V262H128L129 264H132V263H134L135 264V260H136V256H135V258H134V256L133 257H131V255L129 254H127L128 256L126 257H124L125 258V260H124V258L121 256V258L120 257H117V255H112L113 253H114V251L110 254L109 253V251L108 252H103V258H104V254H106ZM114 254H116V253H114ZM238 254V255H237ZM209 255H211V256H208V257H211V258H209L210 260V262L211 263H208V264H216L215 263V261H214V257H213V255H212V252L209 254ZM235 255V256H234ZM257 255V256H256ZM252 256H254V257H252ZM166 257H169V256H166ZM226 258V260H224L225 258ZM102 258V259H103ZM122 259L123 258V260H124V262L125 263H123V261L122 260H120L119 261V259ZM135 259V260H133V262H132V259ZM172 258H174V257H172ZM171 258V259H172ZM105 259V258H104ZM103 259V260H104ZM105 259V261H107ZM170 259V257L168 258V260ZM238 259V258H237ZM118 260V261H117ZM167 260V261H168ZM212 260V261H211ZM224 260V261H223ZM235 260V259H234ZM115 261V262H114ZM166 261V262H167ZM172 261V260H171ZM219 261V262H220ZM132 262V263H131ZM165 262V263H166ZM127 263V264H128ZM168 263V262H167ZM166 263V264H167ZM170 263V262H169ZM205 264V262H193L192 264ZM137 264V263H136ZM173 264V263H172ZM207 264V263H206ZM237 264V263H236ZM239 264V263H238ZM248 264V263H247Z\"/></svg>","mask_w":264,"mask_h":264}]
</instances>
